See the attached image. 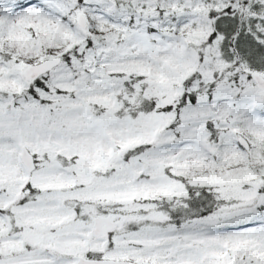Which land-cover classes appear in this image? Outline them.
Masks as SVG:
<instances>
[{
	"label": "snow or ice",
	"instance_id": "obj_1",
	"mask_svg": "<svg viewBox=\"0 0 264 264\" xmlns=\"http://www.w3.org/2000/svg\"><path fill=\"white\" fill-rule=\"evenodd\" d=\"M0 264H264V0H0Z\"/></svg>",
	"mask_w": 264,
	"mask_h": 264
}]
</instances>
